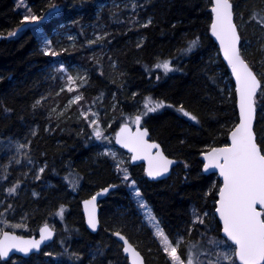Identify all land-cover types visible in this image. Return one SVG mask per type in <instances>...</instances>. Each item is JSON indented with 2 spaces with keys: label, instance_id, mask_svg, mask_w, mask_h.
<instances>
[{
  "label": "trees",
  "instance_id": "1",
  "mask_svg": "<svg viewBox=\"0 0 264 264\" xmlns=\"http://www.w3.org/2000/svg\"><path fill=\"white\" fill-rule=\"evenodd\" d=\"M23 2L37 16H42L51 3L59 4L61 22L75 23L74 31L94 20L105 26L107 35L96 44H87L82 39L83 30L78 31L79 39L83 40L77 47L80 53L91 54V49L98 46L101 52L105 51L95 61L88 62L90 80L85 91L100 98L104 110L107 106L112 113L115 110L138 115L143 111L145 97L163 100L166 106L143 117L141 125L149 130L150 138L160 144L163 153L177 161L169 177L157 181L144 177L142 165L132 166L128 162L130 178L136 181L152 216L173 242L178 229L186 241L205 245L208 238L222 240L220 225L213 214L221 183L215 174L202 173L201 153L228 143V133L237 123V111L230 73L209 35L210 0ZM231 2L234 22L241 35V52L254 66L258 79L264 81L260 75L264 73L260 64L264 52L259 50L264 44V22L260 19L264 17V0ZM253 12L258 14L257 19L249 20ZM29 14L20 11L16 0H0V141L23 142L35 166L47 167L36 180L21 172L16 174L18 168L5 172L0 186V201H3L0 213L4 218L0 226L20 235H32L39 226L54 220V213L61 206L64 211L62 221L56 223L55 240L49 246L39 254L25 259L14 257L16 262L12 258L0 260V264H127L113 236L116 231L136 247L145 264H170L151 229L135 212L128 188L119 184L113 160L99 155L95 142L87 134L79 133L70 120L60 118L55 129L54 122L50 125L47 100L55 92L49 74L51 59L40 49L38 34L32 27L8 36L9 32L17 31L24 16ZM148 18L153 23L141 27ZM54 21L55 18L44 22L47 33L57 24H50ZM196 37L199 46L191 53L184 52L188 42ZM163 60H171L174 70L165 73L154 67ZM133 93L137 95L133 97ZM38 100L40 104L33 108ZM256 100L254 131L257 143L264 147V92H258ZM181 105L199 123L183 116L178 111ZM4 108L12 111L5 113ZM116 125L115 121L112 127ZM17 181L20 182L17 191L9 195L7 189ZM109 185L115 188L101 200L100 226L92 234L84 227L80 200ZM210 190L211 194L206 196ZM194 208L200 214L207 212L208 217L205 225H197L189 236L183 230L189 226ZM59 239L62 244L58 243ZM97 249H102L103 255L97 254ZM44 252L51 255L44 258ZM72 253H78L80 259Z\"/></svg>",
  "mask_w": 264,
  "mask_h": 264
},
{
  "label": "snow or ice",
  "instance_id": "2",
  "mask_svg": "<svg viewBox=\"0 0 264 264\" xmlns=\"http://www.w3.org/2000/svg\"><path fill=\"white\" fill-rule=\"evenodd\" d=\"M211 7V24L210 31L212 36L219 41V49L223 53L224 59L231 68V74L235 77V94L237 97V104L239 108V122L236 123L228 133L231 139L230 144H225L223 147H210L201 155L204 158L203 171L207 172L209 169H218L219 175L223 178V183L218 187L216 195L218 198L214 200L215 213L218 214L219 220L222 221V231L227 237V241L234 245L231 247L227 241L217 240L211 238L208 241V248L199 242L186 241L181 234V230H177L176 239L173 242L164 230L161 228L159 221L147 213L148 223L155 229V235L160 238V243L163 246L164 253L171 261V264H223L227 261L228 264H235V260L239 264H264V147L257 143V135L254 131V121L256 118V103L258 92H264V81L258 79L257 72L254 71V66L248 62L241 52V35L238 25L234 22V6L231 0H210ZM23 3V0H20ZM57 6L49 5L48 15L55 13ZM29 15H25L21 21V25L38 24L46 17L31 14V9H28ZM257 13L253 12L249 20H256ZM264 22V17L260 18ZM241 20L243 15L241 14ZM153 23L152 18L141 25L147 28ZM16 32H9L8 36H15ZM97 40L102 37L97 36ZM94 43V41H90ZM199 37H196L188 42L187 48L184 52L191 53L199 46ZM140 47V44H137ZM264 52V44H261L259 49ZM43 54L48 56H58L59 53L51 48V41L45 38ZM264 67V60L260 61ZM154 67L156 69H163L165 73L173 71L171 60L158 61ZM179 70V69H175ZM54 71L59 73H67L64 64H60ZM264 76V73L260 74ZM85 80L86 77L67 76L68 82L75 83L76 79ZM159 79V77H157ZM68 91H73L70 87ZM137 94L133 93V97ZM83 99L82 96L77 95L72 102H79ZM40 101H36L33 108L39 105ZM165 102L163 100H154L151 96L145 97L143 111L134 117L133 122L136 125V130L133 132L127 123L120 127L119 132L116 133V142L128 148L132 153V159L137 160L143 158L147 161V168L145 169L149 177L155 178L162 176L169 171V167L175 163L174 160L169 159L160 151V145L156 142H149V130L141 128V120L149 113H155L158 109L164 108ZM172 107L171 105H167ZM5 113L11 112L9 108L3 109ZM183 116L188 117L192 121L199 123L198 118L191 112H188L181 105L178 109ZM89 111H81V116L88 120ZM95 119L90 120V126L93 128V135L96 140L103 141L107 139L104 136L103 130L99 125L98 114L91 112ZM35 134V133H33ZM184 143V141H181ZM103 146V145H102ZM25 145H18L23 148ZM153 149L157 151L154 153ZM99 155L112 156L115 160V153L107 148ZM16 163H19L17 160ZM123 161L116 162V170L123 171V180L129 181V174L127 168H121ZM44 167H40L37 174L45 171ZM185 168L188 165L185 164ZM187 179V177H186ZM19 181L12 187L7 189L9 195L17 191ZM115 185H109L103 188L101 193H107L110 188ZM129 187L134 191L137 198L138 207L147 212V204L143 202L142 194L136 181L132 180ZM215 187V185L213 186ZM97 193L89 200L84 201L87 212V224L95 231L99 223L96 216V200ZM205 193V195H210ZM10 207V206H9ZM63 206L60 207L59 215H63ZM193 219L189 222V226L184 229L190 236L197 225L204 226L208 213L200 214L197 209H193ZM3 214L0 213V216ZM12 227H23V225H12ZM53 235L52 229L47 225L40 228V239H24L18 237L8 231H0V259L7 257L12 249H17L25 254L33 249H39L41 244L50 239ZM123 242V252L128 254L131 264H144L143 258L136 247L129 242V240L122 235L120 231L113 233ZM203 235V234H202ZM209 248L212 251H209ZM183 249V251H182ZM227 249V250H224ZM97 254L103 255L102 249H97ZM45 255H51L46 253ZM76 259H80L78 253H72ZM205 257L206 259H202ZM215 257V259H212ZM235 258V260L233 259ZM96 256L93 255L94 261Z\"/></svg>",
  "mask_w": 264,
  "mask_h": 264
},
{
  "label": "rangeland",
  "instance_id": "3",
  "mask_svg": "<svg viewBox=\"0 0 264 264\" xmlns=\"http://www.w3.org/2000/svg\"><path fill=\"white\" fill-rule=\"evenodd\" d=\"M118 4V3H116ZM51 5H56L58 7V10L55 11L53 15H48L47 19L43 22H39L36 25H32L29 27H32L33 30L38 34V39L40 42V49L43 51L44 49V40L47 38V40L51 41V48L58 52V56H51L48 55L51 59V63L49 66V74L52 76L54 82L53 87H55V92L51 95H49L47 103L49 104L50 108V116H49V123L52 125V122L56 124L60 118L65 120H70L71 124L75 125V128L78 127L79 133L81 134H87V138H90L92 142H95L96 146L99 148V152L102 153L105 151V148L110 150L111 152L115 153V160L112 156H109L113 162L114 166L116 165L117 161H123V164L121 165V168H127V163L129 161V157L127 154L123 153L119 148H117L113 142L114 134L119 127V125L123 123L128 124H135L133 122L134 117L137 115L135 113H127L122 112L118 113L115 112V110L112 111L109 109V107L106 108L107 110H104V106L100 103V98H96L93 95L90 94V91H85V88H89V80H90V74H89V61H95L96 58L99 56L101 57L104 55L105 51H100V48H93L91 49V54L86 53V51H83L82 53L79 52L77 47L79 46V42H83V40H80L81 38L78 35V31L83 30V38L87 44H96L97 36H100L104 38L107 35V31L105 30V26L99 22L96 23V20L94 22H85L84 24H81L76 28L74 31L75 23L69 25L71 23L70 21H66V23L61 22L63 18L62 16V8L57 3H51ZM16 6L20 9V11L24 14L29 13L27 6L24 4V2L21 4L20 0H16ZM51 11L48 7V9L45 11V13L41 16L44 17L46 14ZM55 18L54 22H51L50 24L57 23L56 25L53 24L54 28L51 30V32L47 33L44 28V22H49ZM90 41H94V43H90ZM78 53V55H76ZM73 54V55H72ZM74 55H76L74 57ZM86 59V61H85ZM64 64L65 68L67 69V73H59L54 71L55 68H58L60 64ZM104 72L107 69H103ZM71 75L73 77H86L85 80H81L79 78L76 79L75 83H69L67 76ZM72 88L73 91H68L69 88ZM80 95L83 97V99L79 102H72L74 101L75 96ZM95 112L98 114L99 119V125L103 130V134L107 139L103 141H98L95 139L93 135V128L90 126V120L95 119L96 117L91 116V112L89 113V119L86 120L81 116V111H89ZM52 121V122H51ZM117 122V125L115 127L113 126L114 122ZM57 125H55L54 129L57 128ZM18 145H25L23 148L18 149ZM103 145V146H102ZM19 161V163H16V161ZM0 170L2 172L0 173V186L1 182L5 179V172L10 169H17L20 170L16 174H23L25 177L34 178L33 180H36L38 170L40 167H36L35 163L29 156V153L27 151L26 144L20 141H6L1 142L0 141ZM17 171V170H16ZM115 172L120 179V185L128 188L130 192V198L131 202L133 204V207L135 209V212L141 217V221L146 227H149L152 231L153 237L158 242V245L163 251V246L160 243V238L155 235V229L148 223L147 213L150 212V208L147 207V212L145 210H142L138 207L137 204V198L134 195V191L129 187L131 184L132 179L129 178V181L125 182L123 180L124 173L123 171L118 172L116 170L115 166ZM129 174V173H128ZM130 177V176H129ZM6 191V187L2 188ZM3 201H0V207L2 205ZM144 202V201H143ZM145 203V202H144ZM148 206V205H147ZM60 209H58L55 213V219L48 222V224L52 227H56V223L62 221L63 215H59ZM193 213V211L191 212ZM152 215V214H151ZM3 219L0 216V223L3 224ZM193 219V214H192ZM56 220V221H55ZM157 220V219H156ZM5 226H0V231L3 230ZM62 232V228L59 230ZM64 236H61L63 239ZM214 238V237H213ZM62 239L58 240L59 244H62ZM211 238L205 239V248H208V241ZM216 239V238H215ZM224 239V238H223ZM222 239V240H223ZM220 240V239H217ZM227 241V240H224ZM227 243L233 247L228 241ZM234 248V247H233ZM227 250V249H224ZM50 251V250H49ZM209 251H212L211 248H209ZM46 253L44 252V258ZM167 257V254L164 253ZM202 259H206L205 257H201ZM167 259H169L167 257ZM212 259H215V257H212ZM12 261L16 262L15 258L11 259ZM47 259H44V262ZM170 261V260H169ZM171 264V261H170ZM223 264H228L227 261H224ZM236 264V262H235Z\"/></svg>",
  "mask_w": 264,
  "mask_h": 264
},
{
  "label": "water",
  "instance_id": "4",
  "mask_svg": "<svg viewBox=\"0 0 264 264\" xmlns=\"http://www.w3.org/2000/svg\"><path fill=\"white\" fill-rule=\"evenodd\" d=\"M211 7H212V4H211ZM57 9H58V7L56 8V10H57ZM210 12H211V8H210ZM44 17H46V18H45V19H42L40 22L45 21V20L47 19V17H48V14H46ZM211 18H212V14H211ZM210 24H211V22H210ZM29 26H32V24L21 25V26L17 29L16 33L19 32V31H21V30H23V29H25L26 27H29ZM209 35H210V37L212 38L214 44L216 45V47H217V49H218V54H219V57H220L222 63L225 65V67L227 68V70H228L229 73H230L231 81H232V84H233V87H234L235 104H236V111H237V123H238V122H239V108H238V104H237V97H236V94H235V77L232 76V74H231V68L228 66L227 61L224 59L223 53H222V52L220 51V49H219V41H217L216 38H215L214 36H212V34H211V31H210V25H209ZM123 124H125V123H123ZM123 124H121V125L117 128V130H116V132H115V134H114V138H113V140H114V144H115V146H116L117 148L121 149L124 153H126V154L129 155V162H130V164H131V165H142V166H143V172H144L145 178H146L147 180H149V181H157V180H162V179H165V178L169 177V175L171 174L173 168H174V167L176 166V164H177L176 159L167 156L169 159L175 161V163L169 167V171H168L167 173L163 174L162 176H159V177H155V178L149 177V176L147 175L146 171H145V169H146L147 166H148L147 161L144 160L143 158H140V159H137V160H133V159H132V153L129 151V149L123 147V145L118 144V143L116 142V139H115V137H116V133L119 132L120 127H121ZM127 124H128V123H127ZM128 125H129V127L131 128V130H132L133 132H135V130H136V125H135V124H134L133 126H131L130 124H128ZM140 126H141V128H146V127H144V126H142V125H140ZM147 139H149V142H150V143H151V142H156V141H154V140H152V139L150 138V135H149V137H148ZM227 140H228V143H227V144H230V143H231V139H230L229 134H228ZM156 143H158V142H156ZM158 144H159V143H158ZM159 145H160V144H159ZM223 146H224V145H223ZM223 146H217V147H223ZM159 150L162 151L161 146H160V149H159ZM156 151H157L156 149H153V152H154V153H155ZM164 155H165V154H164ZM165 156H166V155H165ZM201 160H202V173H204V174H215V175L217 176V178L220 180L221 185H222V183H223V178L219 175V170H218V169H209L207 172H204V171H203V162H204V158H203V156H201ZM107 187H108V186H107ZM107 187H104V188H107ZM114 188H115V187H114ZM114 188H110L109 191H108L107 193H101V190H102L103 188L98 189L97 191H95V192H94L92 195H90L89 197L80 200V209H81V214H82V218H83V223H84V227L86 228V230H87L88 232H90V233H92V234H95V233L98 231V229H99L100 222L98 223L97 228H96L95 231H93V230L88 226V224H87V212H86V209H85L84 201L89 200L93 195H96L97 193H101V195L97 196V200H96V202H95V203H96V216H97V219H98V221H99V212H100L99 204H100L101 200H103L106 196H108V195L114 190ZM217 198H218V197H217ZM214 216H215V218L217 219V221H218V223H219V225H220V235H221V237H223V238H225V239L227 240V237L224 235V233H223V231H222V227H223V225H222V221L219 220V216H218V214L215 213V210H214ZM44 225H47L49 228H51V226H50L49 224H42L41 226L38 227V229H37V231H36V234H32V235H20V234H17L16 232H13V231H10V230H3V231L11 232V233H13L14 235H16V236H18V237H23L24 239H36V240H39V239H40V228L43 227ZM51 229H52L53 235L51 236L50 239L45 240V241L41 244V246H40L39 249H33V250H31L29 253H27V254H25V253H23V252H20V251H18L17 249H12V250L9 252V254H8L7 257H4V258H2V259H0V260L3 261V262H5V261L9 260V259L12 258V257H19V258H24V259H25V258H28L29 256H31V255H33V254H39V253L41 252V250H42L44 247H46L47 245L51 244V243L54 241L55 230H54L53 228H51ZM114 238H115V240L120 244V246H121V250H122V253H123L124 257L126 258L127 264H131V260L129 259L128 254L123 252V242L120 241L119 238L116 237V236H114ZM228 242L231 244L230 241H228ZM233 246H234V245H233ZM137 251H138V250H137ZM140 254H141V253H140ZM141 257L143 258L142 254H141ZM143 262H144V258H143ZM236 262L239 264V261H238V260H236ZM144 264H145V262H144Z\"/></svg>",
  "mask_w": 264,
  "mask_h": 264
}]
</instances>
